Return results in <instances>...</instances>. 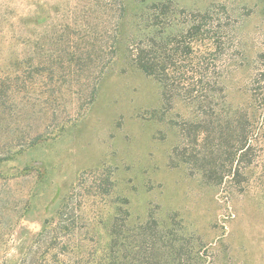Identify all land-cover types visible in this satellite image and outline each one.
<instances>
[{"label":"rangeland","instance_id":"obj_1","mask_svg":"<svg viewBox=\"0 0 264 264\" xmlns=\"http://www.w3.org/2000/svg\"><path fill=\"white\" fill-rule=\"evenodd\" d=\"M124 2L116 60L81 70L85 62L54 39L72 41L78 21L109 30L117 6L0 0V75L10 79L0 86V149L14 147L0 164V224H13L37 187L70 193L79 226L104 227L117 213L122 264H264L262 119L246 130L253 135L248 155L231 163L235 110L252 113L250 80L264 67V0ZM105 36L102 46L110 44ZM137 54L154 65L153 75L134 67ZM17 56L25 61L18 79ZM36 56L44 68L38 74L29 67ZM38 129L47 133L37 146L22 148ZM149 216L157 225L151 221L141 243L138 228ZM27 218L21 226L37 231L36 215ZM94 231L103 241L104 231ZM21 233L0 235V264ZM136 242L152 244V256H136Z\"/></svg>","mask_w":264,"mask_h":264},{"label":"trees","instance_id":"obj_2","mask_svg":"<svg viewBox=\"0 0 264 264\" xmlns=\"http://www.w3.org/2000/svg\"><path fill=\"white\" fill-rule=\"evenodd\" d=\"M125 0H103L104 4L110 6H117L119 9L118 16L114 19L113 27L107 30V26L104 24L103 28L99 30H94V26L78 21L76 23V29L68 37L73 38L72 41L60 39L57 36L54 39V44H62L64 47L67 46V50H71V57L77 62H85L84 66L80 68L88 67L89 65H96L97 63H102L107 69L116 60L119 46L121 45L122 36L124 33V20L126 17L127 5ZM158 4H153V7ZM106 6V7H107ZM165 7H161L160 11H163ZM6 23V22H5ZM92 24V22H91ZM5 24L3 20H0V29L3 30ZM0 35H4L0 31ZM107 35V36H105ZM105 36L110 42L108 46H102L100 39ZM68 42L71 43L69 46ZM137 54V57L130 58L132 63L135 65L136 69H139L146 75L154 74V65L149 62H144L143 58ZM17 56L16 62L20 65L13 71L16 79L20 78L25 73L23 69V64L25 61L19 60ZM37 56L32 60H29V67L33 68L36 74L42 68L41 62H35ZM27 69V68H25ZM106 69V70H107ZM7 77V78H6ZM8 73H3L0 75L1 84L3 86L8 82ZM101 77V76H100ZM95 84L92 85L89 91V102L93 100L95 95ZM250 100L254 106L252 113H248L247 107L237 106L233 125L234 131L231 138V142L234 144V148L231 163L238 160L241 162L249 153L250 144L253 140V135L247 134V129L250 127L253 132L255 125L259 121H264V115L262 114L264 110V67L260 68L250 80ZM4 105V101L0 98V108ZM0 112L5 116L4 108L0 109ZM35 111L32 112L34 114ZM40 113V112H37ZM45 113H40L38 120L44 118ZM263 115V117H262ZM250 131V133H251ZM47 132H43V129H38L32 132L27 138L25 146H21L25 149H31L37 146L39 141L42 139L43 135ZM13 146H7L6 149H0V164L10 160L12 156ZM20 149V148H19ZM39 168V166H37ZM239 176V169L236 170L231 175V182ZM205 177V176H204ZM222 178L219 179V183ZM24 208L20 216H17L13 224H8L7 227L0 226L1 237H9L15 240L17 229L21 228L23 233L19 244L14 246L13 254L9 255L2 264H122L123 257L121 254L124 243L120 241L122 238V231L117 224V218L119 215L114 214L113 222L106 226L92 225L89 228L87 226H79L78 220L81 219V212L75 204H73V199L70 193L60 196L58 193L47 195L44 190H38L37 187L30 189L23 201ZM127 213V212H126ZM35 214L38 222L39 229L37 231L29 230L27 227L21 226L22 221L31 222V216ZM27 215V216H26ZM151 216L147 218L144 224L139 225V237L141 243L144 242L147 236V231L153 229L151 226L153 223ZM157 223L155 224L156 227ZM96 227H99L104 231L105 237L102 241L98 236L99 232L94 231ZM15 233V234H14ZM88 233L92 234L93 237L98 236L97 240H92V236L87 238ZM154 233L151 232L150 239L152 241ZM156 236V234H155ZM6 238V237H5ZM9 240V239H8ZM10 241V240H9ZM90 246L89 245V243ZM95 244L100 247L93 248ZM136 250V256L139 253H143L147 256H152L153 253L152 244H136L133 246ZM146 251V252H145ZM82 261L81 263H79Z\"/></svg>","mask_w":264,"mask_h":264}]
</instances>
